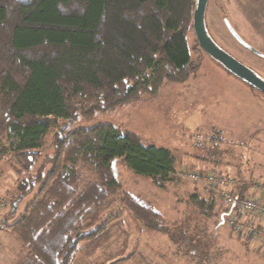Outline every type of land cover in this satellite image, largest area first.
<instances>
[{
    "label": "trees",
    "instance_id": "1",
    "mask_svg": "<svg viewBox=\"0 0 264 264\" xmlns=\"http://www.w3.org/2000/svg\"><path fill=\"white\" fill-rule=\"evenodd\" d=\"M196 7L197 0H0V162L9 158L21 172L30 171L41 159L43 139L54 120L72 123L145 94L155 96L164 83L187 82L188 35L194 33ZM255 132L264 135L260 126ZM244 145L238 157H245L253 169L245 161L234 165L236 176L227 162L201 159L222 167L214 173L235 180L231 192L237 200L249 196L254 182L264 179V151L252 142ZM53 148V156L45 159L49 171L39 168L29 174L11 204L15 212L40 186L10 231L32 264H74L79 254L98 247L110 221L119 215L103 213L114 197L145 230L166 232L159 212L122 192L113 162L123 160L138 176L168 181L176 175L171 150L144 145L137 134L111 124L59 133ZM232 153L228 149L223 154ZM223 154L214 151L215 156ZM209 198L193 196L189 202L211 214L217 197L209 192ZM233 213L246 223L242 220L248 216L233 206L221 217ZM169 237L177 240L172 233Z\"/></svg>",
    "mask_w": 264,
    "mask_h": 264
},
{
    "label": "rangeland",
    "instance_id": "2",
    "mask_svg": "<svg viewBox=\"0 0 264 264\" xmlns=\"http://www.w3.org/2000/svg\"><path fill=\"white\" fill-rule=\"evenodd\" d=\"M226 21L261 55L242 47L229 33ZM205 24L210 38L220 49L264 80V0H209ZM196 41L195 33H189L191 77L187 82L164 83L155 96L145 94L113 111L82 116L72 123L54 120L43 139L41 159L30 171L21 172L9 158L0 162V264H32L10 231L34 200L40 186L22 199L13 212L11 204L20 183L29 174L35 175L39 168H44L46 173L49 171L45 159L54 154L57 134L67 135L98 124H111L135 133L144 145L170 149L176 157V175L168 181L138 176L123 160L113 162L122 192L139 197L159 212L167 230L165 233L148 232L122 210L118 198H111L103 213H118V217L110 221L99 246L79 254L74 264H108L110 261L114 264H260L264 261L263 245L247 238L239 240L228 226L229 217L222 219L227 210L223 199H214L216 206L211 214L189 202L193 196L199 200L209 201L210 198L205 183H196L188 175L222 168L212 167L201 159L214 157L222 164L227 162L231 164L228 170L235 175L232 166L242 165L244 161L250 171L253 169L250 161L238 157L244 154L245 143L252 142L257 150L264 151V135L255 132L259 126L264 130V96L228 73L205 54ZM254 136L257 137L255 142L251 141ZM228 149H233V153L223 154ZM215 150L223 156H215ZM246 155L249 159V154ZM253 189L251 194L255 193L264 202V179L256 180ZM8 218L7 224L2 223ZM250 220L248 216L242 221ZM170 233L177 236L176 241L169 237Z\"/></svg>",
    "mask_w": 264,
    "mask_h": 264
},
{
    "label": "built area",
    "instance_id": "3",
    "mask_svg": "<svg viewBox=\"0 0 264 264\" xmlns=\"http://www.w3.org/2000/svg\"><path fill=\"white\" fill-rule=\"evenodd\" d=\"M188 177L196 183L203 181L205 183V190L213 192L216 197L223 199L227 208L233 206L244 216H250V221L240 223L234 213L230 214L228 216V226L236 235L256 240L264 245V228L259 229L255 227L256 220L259 221L258 224L264 221V203L257 198L255 193L250 194L245 199L237 200L231 192V187L234 185L235 180L216 174L213 171H197L188 175Z\"/></svg>",
    "mask_w": 264,
    "mask_h": 264
},
{
    "label": "water",
    "instance_id": "4",
    "mask_svg": "<svg viewBox=\"0 0 264 264\" xmlns=\"http://www.w3.org/2000/svg\"><path fill=\"white\" fill-rule=\"evenodd\" d=\"M209 0H197V7L193 15V30L202 51L214 61L224 67L229 73L244 81L264 95V80L257 76L251 69L241 64L235 58L220 49L210 38L205 24L206 8ZM225 25L231 36L245 49L257 56L261 54L249 46L234 30L229 22Z\"/></svg>",
    "mask_w": 264,
    "mask_h": 264
},
{
    "label": "crops",
    "instance_id": "5",
    "mask_svg": "<svg viewBox=\"0 0 264 264\" xmlns=\"http://www.w3.org/2000/svg\"><path fill=\"white\" fill-rule=\"evenodd\" d=\"M170 150V149H169ZM263 221H261L260 225L264 228V225L262 224ZM261 248H264V245L261 246ZM86 258V257H83ZM264 259V257H263ZM87 260V259H86ZM157 260V259H156ZM194 260L192 259L191 262H193ZM108 264H114V261H110ZM195 264V263H194ZM260 264H264V261H262Z\"/></svg>",
    "mask_w": 264,
    "mask_h": 264
}]
</instances>
